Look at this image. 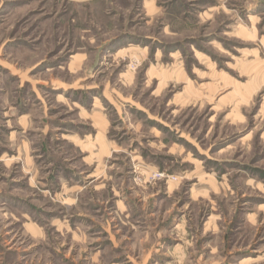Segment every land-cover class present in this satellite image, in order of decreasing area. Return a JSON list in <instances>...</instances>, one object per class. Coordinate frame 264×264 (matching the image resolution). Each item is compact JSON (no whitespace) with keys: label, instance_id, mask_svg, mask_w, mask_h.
I'll list each match as a JSON object with an SVG mask.
<instances>
[{"label":"rangeland","instance_id":"obj_1","mask_svg":"<svg viewBox=\"0 0 264 264\" xmlns=\"http://www.w3.org/2000/svg\"><path fill=\"white\" fill-rule=\"evenodd\" d=\"M158 192L183 264H264V0H0V264H63L56 225L137 253L114 197Z\"/></svg>","mask_w":264,"mask_h":264},{"label":"crops","instance_id":"obj_2","mask_svg":"<svg viewBox=\"0 0 264 264\" xmlns=\"http://www.w3.org/2000/svg\"><path fill=\"white\" fill-rule=\"evenodd\" d=\"M100 179L104 181V175L93 179V181L86 175L83 180L86 181L85 183L87 184L88 181L96 182ZM72 182L73 179L70 177L69 179H65L64 183L60 184L63 188L64 186L69 187L68 192L71 193L70 196H73L75 188L78 191H82V188L79 189V187H76ZM174 191L175 189L171 187V183L166 182L164 193L162 192L161 196L159 192L152 195V198H154L153 202L155 203L154 206L152 204L150 205L152 206L151 209H146V206L139 209V203L146 200L144 197L138 202L133 201V203H131L130 198L125 195L118 194L114 197L115 207L118 209V213H122L126 218L133 216L137 219H144L143 222L136 221L132 226L134 240L137 236H140V241L145 243L142 249L137 253L136 251L133 254L124 252L125 247H122V245L116 241L113 231L109 229V226L100 229V234L103 239H105V242L99 241V243H89L81 234L90 233V228L86 227L82 230L80 226L70 224L69 226L64 225L63 228L58 229V225H56V232H59L63 236L69 234L70 238L67 249L69 250V257L68 255H64V257L61 258V263L183 264L185 259L190 258L193 250L190 241L194 240V235L189 227V217L182 211L174 210L173 207L162 210L157 204L159 203L160 197L171 198L172 192ZM77 195L78 194H76V200L71 199L74 202L71 203V207L76 206L78 202ZM157 197H159V199ZM82 216L83 214H78V217ZM124 238V240L131 239V237ZM94 245L96 247H94ZM78 246H80L81 250L78 249ZM109 248L115 250L114 252L119 250V255L116 259L110 260L108 256L110 254L108 253ZM56 251L59 250L57 249ZM78 257L82 260L80 263L78 262Z\"/></svg>","mask_w":264,"mask_h":264}]
</instances>
